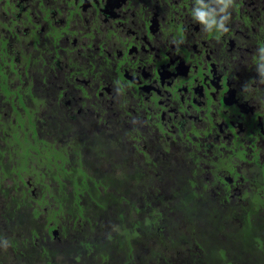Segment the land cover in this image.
<instances>
[{
    "label": "flooded vegetation",
    "instance_id": "flooded-vegetation-1",
    "mask_svg": "<svg viewBox=\"0 0 264 264\" xmlns=\"http://www.w3.org/2000/svg\"><path fill=\"white\" fill-rule=\"evenodd\" d=\"M148 189L176 238L231 232L226 263L257 264L264 0H0V264H52L83 228L99 253ZM183 243L170 261L205 254Z\"/></svg>",
    "mask_w": 264,
    "mask_h": 264
},
{
    "label": "rangeland",
    "instance_id": "rangeland-1",
    "mask_svg": "<svg viewBox=\"0 0 264 264\" xmlns=\"http://www.w3.org/2000/svg\"><path fill=\"white\" fill-rule=\"evenodd\" d=\"M64 179L67 180V177L65 176V174H62ZM55 184V181H54ZM67 189H72V185H66ZM148 193L152 196V198L146 199L144 202H140L138 204V206H136L138 209L137 210H133L130 209L128 210V215L127 216H135L139 219V224L138 226L133 230V231H151V232H156L157 231H164L165 233H167V236H165L166 238H168L170 236H173V239L170 237L171 240H173L174 242H171L168 244L169 248H174L173 252L171 253L168 248L165 247H160L158 249V252L162 253L161 255L165 254V259H167V257H171L176 249L178 248H182L181 244L183 243L182 240H188L189 245L187 246L185 243H183V248H191L192 249V245L195 244V234H190V235H186L183 234L181 235L179 238H176L175 236L177 235L178 230L182 231L181 229H178L180 227H182L184 225L183 220L179 219V218H173L172 220L169 221V223L167 225H165V227L162 224V220H160L161 218H163L164 215H168V217H170L171 214H173L175 208H171L172 206H176V204L173 203V200L171 197H167L163 200H159L158 198H155L152 194V191L150 189L147 190ZM157 193V191H159V188H157L156 190H153ZM49 194H47L48 196ZM37 198H40L41 196L36 195ZM165 212H168L166 214H164ZM174 221V224L172 227L171 222ZM158 223V225H157ZM134 225H131V227H133ZM81 230L83 227H80ZM148 229V230H147ZM72 231V230H71ZM124 231V230H123ZM83 233H76L75 231H72V233L69 234L67 239H74L75 243L78 245L77 249L70 255V256H65L60 252H56V256L52 255L51 261L52 264H100V260H101V256L99 255V253L95 254L94 252H87V250L85 249L84 245H81V241H83L84 239L87 240V242H90V238L89 236H85V229L83 228L82 230ZM88 233H91L90 231H87ZM122 230L115 232V233H110L108 235H106L105 240L110 241V239L112 238V235H118L119 233H121ZM102 235L105 237V233H102ZM88 237V238H87ZM148 238V241L151 242V245H153L155 248H157V238L152 237L151 239ZM256 241L253 242L254 238L252 237L251 239V243H252V247L258 251V254L260 256H264V251H259L257 250V248L262 247L263 245L259 244V243H264L261 239L264 238V233H260L258 235H255ZM30 239V236H28V241ZM86 243V241H85ZM135 247H137L135 245ZM222 248V247H221ZM220 248V249H221ZM139 249V256L136 259H128L124 262V264H141L140 262L143 260V249L141 247H138ZM192 250H190L189 252H191ZM194 251V250H193ZM218 253L221 254V257H218L217 254H215L214 252H211V255L215 258L218 259V261L214 264H227L229 262V252L227 249H222L221 252L219 250H217ZM7 253V256H5V261L7 264H12L14 261V255L13 254H9ZM172 254V255H171ZM219 254V255H220ZM171 255V256H170ZM258 256V257H260ZM162 257V256H161ZM164 258V257H162ZM162 260V263L164 264L165 262ZM220 260V261H219ZM227 262V263H226ZM211 263V262H210ZM40 264H47V263H42L40 262ZM212 264V263H211Z\"/></svg>",
    "mask_w": 264,
    "mask_h": 264
},
{
    "label": "trees",
    "instance_id": "trees-1",
    "mask_svg": "<svg viewBox=\"0 0 264 264\" xmlns=\"http://www.w3.org/2000/svg\"><path fill=\"white\" fill-rule=\"evenodd\" d=\"M178 207V206H176ZM133 209L137 210L138 208L136 205L133 204L132 207H130L128 210ZM195 211V210H194ZM196 212V211H195ZM128 212L122 215H120L121 223L123 224V230L121 233L118 235H112V238L110 241L106 243V245L103 243L101 249L98 248L97 252H99V255L101 256L100 264H124V262L128 259H136L140 254H139V249L138 246L135 247V242L133 237L131 236V225H138L139 224V219L135 216H127ZM223 216V219L225 218V214L221 213ZM164 218H161L163 226L166 225V219H169L168 215H164ZM205 219H209L212 222V225L215 226L216 223L214 220L217 222L216 219H214L212 216L206 217ZM158 225V223H157ZM126 227V228H125ZM125 228V229H124ZM148 230V229H147ZM248 232L249 230L247 229L244 234V241L246 244H243V249L245 252L248 250L249 255L254 257L255 259H252V261H255L257 264H263L264 263V256H260L258 254V251H256L254 248H248ZM208 233V232H207ZM201 235V237H205L206 234ZM228 235L230 239L232 240V246H237V242L235 239V235L231 232H228ZM135 237L136 241L138 243H142L143 245V260L140 262L141 264H163L160 256L164 257L162 258L163 261L165 262L164 264H214L218 261L217 258L211 256L212 251H207L206 247H203L202 250L205 252V254L199 253H190L188 257H183V256H176L172 258L170 261L169 256L167 259H165V254L161 255L162 253L158 252V249L162 246H166L171 242H174L173 236L168 235L169 237L166 238L167 233L164 231H157L156 232H151V231H137L136 233L133 234ZM151 239L152 237L157 238V248H155L153 245H151V242L148 241V238ZM170 237L173 239L171 240ZM253 235L251 233L250 238H252ZM193 246V245H192ZM201 247V246H200ZM252 247V246H251ZM231 252L230 254H232ZM216 254V253H215ZM28 257L31 255L30 252L25 253ZM174 255H177V253H174ZM243 256V254H242ZM260 256V257H258ZM248 259V258H247ZM19 264H35V260L32 259H27V261L22 262V259H18ZM211 262V263H210Z\"/></svg>",
    "mask_w": 264,
    "mask_h": 264
},
{
    "label": "clouds",
    "instance_id": "clouds-1",
    "mask_svg": "<svg viewBox=\"0 0 264 264\" xmlns=\"http://www.w3.org/2000/svg\"><path fill=\"white\" fill-rule=\"evenodd\" d=\"M194 234V233H193ZM202 235V234H201ZM226 236H227V234H226ZM203 239L205 240V245L207 246L208 245V243H210V242H213L215 245H216V247L217 246H220V247H222L221 249H220V252H221V250L222 249H227L228 250V252H229V256L231 255L230 253L232 252V250H231V248H230V245H231V242H230V237L229 236H227V238L226 239H223L222 237H220L219 236V234L217 233V232H215V231H210V232H208L207 234H206V236L205 237H203ZM195 242L198 244V246L200 247V245H199V241H197V239H196V236H195ZM205 246V247H206ZM204 246H201V248H203ZM216 247L213 249L214 251H215V253L217 254V256L219 257V254L220 253H218V251H217V249H216ZM193 248V247H192ZM206 249H207V247H206ZM207 251H212V250H208L207 249ZM190 253H198L197 251H196V249L194 250V251H191V252H188V256L190 255ZM212 256V255H211ZM220 257H221V254H220ZM222 258V257H221ZM223 259V258H222Z\"/></svg>",
    "mask_w": 264,
    "mask_h": 264
}]
</instances>
